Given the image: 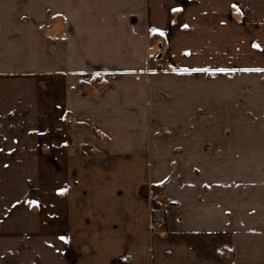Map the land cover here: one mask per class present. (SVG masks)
Returning a JSON list of instances; mask_svg holds the SVG:
<instances>
[{
	"label": "crops",
	"instance_id": "obj_1",
	"mask_svg": "<svg viewBox=\"0 0 264 264\" xmlns=\"http://www.w3.org/2000/svg\"><path fill=\"white\" fill-rule=\"evenodd\" d=\"M46 1L66 21L48 61L38 30L12 63L1 41L0 264L258 261L264 0ZM41 68L48 99L26 82ZM251 112L255 140L235 119Z\"/></svg>",
	"mask_w": 264,
	"mask_h": 264
},
{
	"label": "rangeland",
	"instance_id": "obj_2",
	"mask_svg": "<svg viewBox=\"0 0 264 264\" xmlns=\"http://www.w3.org/2000/svg\"><path fill=\"white\" fill-rule=\"evenodd\" d=\"M41 5L39 7V12L38 10H33L32 8V4L33 1L32 0H26L25 2H17V6H14L15 8H19L20 13L15 15V16H0V64L3 62L4 58L2 55V48H1V41L5 39H8L9 44H10V63H12L11 61L17 60L19 59L18 57V53H19V49L20 50H24L25 48L23 47L22 43L24 41L29 42V40L32 39H28L27 37L30 36L29 35V31L32 30H38L39 31V36L41 39V55L44 57V61H48L49 58V52H50V44H51V32L55 31L57 26H65V18L62 16H57V14H52V11L50 10V8L48 7L49 5V1H41L40 2ZM20 5V6H19ZM46 6V7H45ZM25 8V11H21L22 9L20 8ZM37 12V13H36ZM241 21H245V18L243 19V17H241ZM25 35V39H22V36ZM22 40H24L22 42ZM26 47L28 46L27 43H23ZM43 61V64H44ZM46 67L48 68V66L46 64H44ZM11 66H13V64H11ZM14 67L19 68V65H15ZM155 68L157 66H154ZM22 68V67H20ZM164 68V66L162 67ZM21 70V69H20ZM19 70V71H20ZM47 71V72H46ZM44 70V68H41V71H39L38 69H36L35 74H37L40 79H38L39 77H36V80H34V78L32 76H27L28 81H26L29 84H39L41 86L42 89V98H47L48 99V90H49V85H50V79L48 75H45L48 73V70ZM33 71H31L32 73ZM30 72L26 71L25 74H31ZM36 75V76H37ZM261 81L263 82V79H261ZM28 84V85H29ZM26 86V85H25ZM28 87H33L32 85L26 86V88ZM97 87V82H93L92 86H89L88 88H95ZM251 108H253L251 106ZM242 117L244 119V121H246V123H244V126L247 125L248 129L244 128V131L246 132V134L251 138V140H255L256 137L261 136L262 135V131L261 129H259L256 125L257 122V113L256 112H251L248 114H235V119H239L242 120ZM249 124V125H248ZM241 129L235 128L234 129V135H240L242 132ZM252 142V141H251ZM249 147H255V144H251V146ZM176 166H177V162H173ZM198 164H196V166L199 165V163L201 164L202 162L199 161L197 162ZM254 162H251V165H253ZM256 164V163H255ZM254 164V165H255ZM253 165V166H254ZM199 167H196V169H198ZM251 167V173L248 176L249 179H254L257 177V175H255V171L256 168ZM206 175V174H205ZM204 177V176H203ZM173 180L175 181V179L177 178V176L174 175V177H172ZM167 201L166 200H159V199H155L152 205V209H153V216L156 219H161L162 217V210L167 207ZM261 257L259 258L258 261H253V259L250 257V264H264V251L261 252ZM235 256L231 257L228 259L229 264H241V262H237V260L235 261Z\"/></svg>",
	"mask_w": 264,
	"mask_h": 264
},
{
	"label": "snow or ice",
	"instance_id": "obj_3",
	"mask_svg": "<svg viewBox=\"0 0 264 264\" xmlns=\"http://www.w3.org/2000/svg\"><path fill=\"white\" fill-rule=\"evenodd\" d=\"M152 31L153 32H157V31H159L158 29H152ZM161 35H163V33L161 32L160 33ZM257 47H258V45H257ZM184 71H188L187 69H185ZM199 71H209L208 69H199ZM211 71H220V72H223V71H226L225 69H215V70H211ZM61 192H63V189H61L60 190ZM31 203L32 204H35L36 203V201H31ZM60 239L61 240H66V238L65 237H60Z\"/></svg>",
	"mask_w": 264,
	"mask_h": 264
}]
</instances>
